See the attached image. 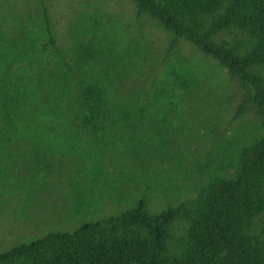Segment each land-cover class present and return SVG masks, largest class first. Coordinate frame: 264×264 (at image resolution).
Here are the masks:
<instances>
[{
  "label": "rangeland",
  "instance_id": "374dc122",
  "mask_svg": "<svg viewBox=\"0 0 264 264\" xmlns=\"http://www.w3.org/2000/svg\"><path fill=\"white\" fill-rule=\"evenodd\" d=\"M171 39L159 23L138 16L131 0H0V92L14 65H73L80 43L96 51L84 65L87 79L150 106V114L120 115L97 141L75 126L14 134L0 124V253L116 216L140 199L156 215L232 171L238 148L257 136L256 120L251 113L234 118L237 93L216 62L184 41L168 53ZM14 40L33 54L14 61ZM177 60L204 72L205 87L216 91L202 108L190 109L170 92L165 70ZM147 89L153 92L146 98ZM185 228L184 220L174 222L172 243Z\"/></svg>",
  "mask_w": 264,
  "mask_h": 264
},
{
  "label": "trees",
  "instance_id": "16d2710c",
  "mask_svg": "<svg viewBox=\"0 0 264 264\" xmlns=\"http://www.w3.org/2000/svg\"><path fill=\"white\" fill-rule=\"evenodd\" d=\"M131 1L138 16L147 15L172 36L168 53L184 41L224 70L238 97L234 118L251 113L257 136L238 148L231 172L208 178L191 200L150 215L140 199L73 232H51L13 246L0 253V264H264V0ZM46 31L59 54L48 21ZM13 49L14 61L33 54L18 40ZM74 53L73 65L45 71L14 65L2 80V128L16 134L75 126L97 141L120 115L150 114L137 94L126 99L120 89L86 78L84 65L96 56L90 45L76 43ZM165 73L170 92L190 109L202 108L203 99L216 93L205 87L204 72L180 60ZM178 219L186 228L172 243Z\"/></svg>",
  "mask_w": 264,
  "mask_h": 264
}]
</instances>
